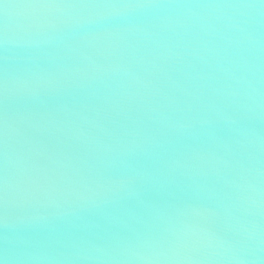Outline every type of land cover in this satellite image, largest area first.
<instances>
[{
  "label": "water",
  "instance_id": "95a60500",
  "mask_svg": "<svg viewBox=\"0 0 264 264\" xmlns=\"http://www.w3.org/2000/svg\"><path fill=\"white\" fill-rule=\"evenodd\" d=\"M3 264H264V0H0Z\"/></svg>",
  "mask_w": 264,
  "mask_h": 264
},
{
  "label": "snow or ice",
  "instance_id": "6c2138e0",
  "mask_svg": "<svg viewBox=\"0 0 264 264\" xmlns=\"http://www.w3.org/2000/svg\"><path fill=\"white\" fill-rule=\"evenodd\" d=\"M6 188V181L0 180V200L3 199V193ZM0 264H3V261H0Z\"/></svg>",
  "mask_w": 264,
  "mask_h": 264
}]
</instances>
